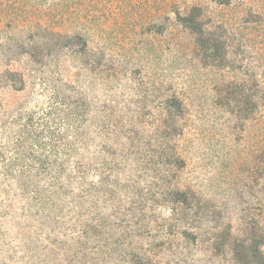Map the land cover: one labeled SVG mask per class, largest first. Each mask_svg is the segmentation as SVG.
Wrapping results in <instances>:
<instances>
[{
	"label": "rangeland",
	"instance_id": "1",
	"mask_svg": "<svg viewBox=\"0 0 264 264\" xmlns=\"http://www.w3.org/2000/svg\"><path fill=\"white\" fill-rule=\"evenodd\" d=\"M0 264H264V0H0Z\"/></svg>",
	"mask_w": 264,
	"mask_h": 264
}]
</instances>
